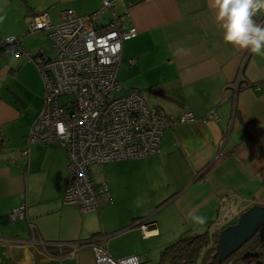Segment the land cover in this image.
<instances>
[{
	"label": "crops",
	"instance_id": "0c3cea01",
	"mask_svg": "<svg viewBox=\"0 0 264 264\" xmlns=\"http://www.w3.org/2000/svg\"><path fill=\"white\" fill-rule=\"evenodd\" d=\"M212 5L113 0L111 9L102 10V0H0V38H18L34 55L41 50L51 56L53 50L49 44L48 54L35 40L45 31L28 34L33 12L46 11L56 22L65 9L102 11L97 24L104 25L114 11L137 32L122 44L116 74L122 90L140 91L169 115L191 112L196 118L167 129L159 153L117 160L124 169L117 187L95 179L106 184L110 201L81 213L62 200L65 149L27 142L43 102L36 65L23 53L0 52V244L13 264L56 259L43 247L61 242L80 244L65 256L76 264H95L99 243L115 258L157 264L160 251L177 238L215 231L249 201L264 202V56L224 43ZM254 19L264 23V12ZM210 111L216 119H206ZM20 205L24 218L11 221L9 212ZM189 213L206 223L190 222ZM140 219L153 225L141 230Z\"/></svg>",
	"mask_w": 264,
	"mask_h": 264
},
{
	"label": "built area",
	"instance_id": "2783aa9c",
	"mask_svg": "<svg viewBox=\"0 0 264 264\" xmlns=\"http://www.w3.org/2000/svg\"><path fill=\"white\" fill-rule=\"evenodd\" d=\"M112 7L113 0H102V10ZM101 12L80 15L65 9L56 22L51 21L46 11L32 15L28 34L45 31L52 45L51 56L41 50L36 55L30 53L22 48L18 38H0V45L15 48L18 53L14 55L23 53L41 75L43 102L27 142L60 145L65 149L68 164L62 200L81 213L98 211L110 201L106 184L94 181L91 176L92 164L157 154L167 129L196 119L191 112L169 115L149 105L138 90L120 94L122 87L116 74L122 44L137 32L114 11L107 23L98 25ZM206 119H216V113L208 112ZM23 218L24 205L9 212L11 221ZM139 226L146 231L150 225ZM78 244L53 245L68 246L71 249L68 255H72ZM94 262L140 264L135 256H111L104 243L94 245Z\"/></svg>",
	"mask_w": 264,
	"mask_h": 264
},
{
	"label": "clouds",
	"instance_id": "9594fccd",
	"mask_svg": "<svg viewBox=\"0 0 264 264\" xmlns=\"http://www.w3.org/2000/svg\"><path fill=\"white\" fill-rule=\"evenodd\" d=\"M215 21L222 34V40L241 50L264 56V26L256 23L254 17L264 12V0H213ZM4 19L0 16V22ZM177 53L184 51L178 48ZM190 222L206 223V218L189 213Z\"/></svg>",
	"mask_w": 264,
	"mask_h": 264
},
{
	"label": "trees",
	"instance_id": "16d2710c",
	"mask_svg": "<svg viewBox=\"0 0 264 264\" xmlns=\"http://www.w3.org/2000/svg\"><path fill=\"white\" fill-rule=\"evenodd\" d=\"M35 13L36 12H33L32 15H34ZM262 24L264 25V23H261L260 25ZM8 49V52L10 54L14 55V53H18L15 48L9 47L5 44L0 45V52H3L5 50L7 51ZM219 160L220 159L214 161L210 165V167L217 163ZM249 202L255 203L253 201ZM138 223H145L152 226L153 221L140 219ZM229 224L230 222L224 223L219 228L222 229ZM218 231L219 230L214 231V229L210 228L201 233H195L189 236H181L177 238L173 242L167 244L160 251L157 264H227L229 260H232L231 264H245L248 260H246L245 263H242V255L240 257H237V253L239 252L240 248L229 258L220 263L216 259L213 262H210V257L215 249L214 242L216 240ZM250 244L253 248H264V234L258 236L255 235L253 239L251 238ZM43 248L44 251L50 256L57 258H63L71 251L68 246H56L53 244H46Z\"/></svg>",
	"mask_w": 264,
	"mask_h": 264
},
{
	"label": "water",
	"instance_id": "95a60500",
	"mask_svg": "<svg viewBox=\"0 0 264 264\" xmlns=\"http://www.w3.org/2000/svg\"><path fill=\"white\" fill-rule=\"evenodd\" d=\"M235 218L234 224H229L222 229H219L220 226L217 228L219 231L214 242L215 249L210 257V262L215 259L219 263L226 260L255 235L258 228L264 224V202H249L235 215ZM5 250L6 246L0 244V264H13ZM261 255L264 256V250L261 252L248 251L242 254V258L249 257L245 264H264V259L259 258ZM40 264H76V260L65 257Z\"/></svg>",
	"mask_w": 264,
	"mask_h": 264
},
{
	"label": "rangeland",
	"instance_id": "374dc122",
	"mask_svg": "<svg viewBox=\"0 0 264 264\" xmlns=\"http://www.w3.org/2000/svg\"><path fill=\"white\" fill-rule=\"evenodd\" d=\"M35 40L49 54V52H50L49 44L51 45V43H50L48 36H46V34L40 35L37 38H35ZM51 47H52V45H51ZM120 70H121V68H119L118 76H119ZM131 91L132 90H129L128 88L125 87L124 90H122V92L120 94H123V93L126 94V93H129ZM67 162H68V160H67ZM123 170H124L123 169V161L118 162L117 160L106 161L104 163H95V164H92L90 166V172H91V175H92V178L94 181H95V179L98 181H100V180H103V181L112 180L115 187H117V185L119 184V180L123 175V173H122ZM144 188L146 191L147 190V184L146 183H144ZM235 222H236V218L231 219V221H230L231 224H234ZM219 229H221V228H219Z\"/></svg>",
	"mask_w": 264,
	"mask_h": 264
},
{
	"label": "flooded vegetation",
	"instance_id": "af4514ba",
	"mask_svg": "<svg viewBox=\"0 0 264 264\" xmlns=\"http://www.w3.org/2000/svg\"><path fill=\"white\" fill-rule=\"evenodd\" d=\"M262 234H264V224H262L258 228L257 232L255 233V235H257V236L262 235ZM254 236L252 237V239L254 238ZM250 243H251V239L240 247L239 252L237 253V257H240L243 253L248 252V251L249 252H261L262 250H264V248H259V247L253 248ZM241 258H242V256H241ZM259 258L264 259V256L261 255ZM248 259H249V257L243 258L242 263H245V261Z\"/></svg>",
	"mask_w": 264,
	"mask_h": 264
}]
</instances>
